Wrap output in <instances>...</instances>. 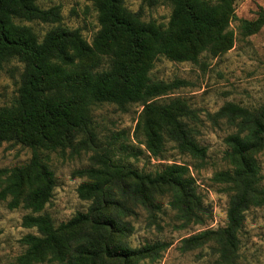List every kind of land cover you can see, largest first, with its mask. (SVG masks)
Returning a JSON list of instances; mask_svg holds the SVG:
<instances>
[{"label": "trees", "instance_id": "obj_1", "mask_svg": "<svg viewBox=\"0 0 264 264\" xmlns=\"http://www.w3.org/2000/svg\"><path fill=\"white\" fill-rule=\"evenodd\" d=\"M37 1L0 0V70L11 59L24 66L14 104L0 107V141L9 138L7 129L19 125L17 138L33 148L35 160L37 149L54 150L65 142L71 144L78 135L83 144L96 147L92 106L111 103L124 109L136 103L142 107L136 132L153 157H163L166 141L181 153L201 160L206 157V146L198 142L187 121L194 116L187 103L180 98L158 101L184 81L166 82L149 73L159 56L194 60V42L208 44L209 39L202 37L205 30L213 31L212 40L220 42L213 46L227 42L229 0H167L173 7L166 25L141 21L138 13L124 7L123 0H91L101 26L91 44L78 29L59 23L57 6L43 9ZM33 20L57 24L39 37L23 23ZM244 23L249 32L255 30L254 24ZM91 56L97 64L104 58L105 66L83 62ZM215 114L237 128L224 138V159L230 168L217 174L233 192L227 223L218 231H203L182 242L190 249L214 240L221 258L229 261L237 249L245 211L264 205L256 157L264 152V106L250 110L229 102ZM97 158L99 166L77 171L88 179L77 187L79 197L89 202L86 211L57 227L46 215L24 217V224L36 227L40 234L23 238L29 261H42L50 254L60 264H137L151 257L163 244L131 247L125 239L131 227L124 217L132 212L131 206H151L156 194L170 192L171 205L186 221L197 216L193 179L186 166L172 163L151 173L109 153ZM40 169L34 177L37 186L28 195L27 205L34 211L42 208L53 186L50 171Z\"/></svg>", "mask_w": 264, "mask_h": 264}, {"label": "rangeland", "instance_id": "obj_2", "mask_svg": "<svg viewBox=\"0 0 264 264\" xmlns=\"http://www.w3.org/2000/svg\"><path fill=\"white\" fill-rule=\"evenodd\" d=\"M43 9L57 6L60 24L78 29L82 37L92 43L101 26L98 12L91 0H38ZM124 7L138 13L141 21L166 25L172 4L167 0H123ZM254 24L249 32L244 23ZM39 37L55 23L38 20L24 21ZM227 42L214 45L213 31L205 30L206 46L195 41L194 60H173L165 56L155 59L150 70L153 79L166 82L183 80L184 85L159 97L168 102L180 98L194 112L188 119L194 135L206 146V157L201 160L181 153L175 144L165 142L163 157L155 158L142 143L143 136L136 132L142 107L133 103L120 109L111 103L92 106V121L96 132V147L74 137L54 150L39 148L34 151L17 138L18 126L7 129L9 138L0 141V264H60L50 254L42 261H29L27 234L40 235L37 228L26 226V215H46L53 227L70 220L77 212H84L89 202L79 197L77 187L87 181L78 170L99 166L98 156L109 153L132 168L143 172H157L166 165L186 166L193 179L198 208L196 217L186 221L171 205L170 192L156 194L151 206H131L125 217L131 227L125 238L131 247L146 243H162L151 257L141 258L137 264H264V205L250 206L238 231L237 249L229 261L221 258L214 240H206L185 249L182 240L203 231H218L227 223L226 211L232 195L231 187L218 177L230 168L224 159L227 148L224 138L237 130L234 122L216 116L225 103H234L250 110L264 106V0H229L227 12ZM200 38V39H203ZM227 43V44H226ZM186 51V50H185ZM95 56L83 62L104 67ZM23 63L16 59L4 63L0 70V107L14 104L21 84ZM20 135V132H19ZM261 183L264 184V152L256 154ZM43 166L50 171L53 186L48 200L38 211L30 208L28 195L37 186L34 177ZM130 205V202H129ZM124 238V237H121Z\"/></svg>", "mask_w": 264, "mask_h": 264}]
</instances>
